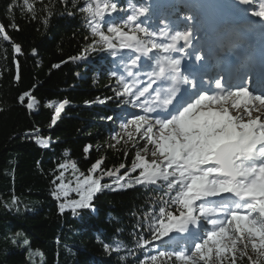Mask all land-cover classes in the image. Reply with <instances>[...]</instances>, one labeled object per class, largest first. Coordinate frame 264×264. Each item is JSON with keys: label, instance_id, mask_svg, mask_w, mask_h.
I'll list each match as a JSON object with an SVG mask.
<instances>
[{"label": "snow or ice", "instance_id": "1", "mask_svg": "<svg viewBox=\"0 0 264 264\" xmlns=\"http://www.w3.org/2000/svg\"><path fill=\"white\" fill-rule=\"evenodd\" d=\"M80 3L73 0V7ZM236 3L252 6L256 0ZM24 7L35 19V3L24 0ZM153 8L140 0H126L123 5L120 0H83L79 10L92 39L84 52L70 59H87L90 51L119 55L126 76L111 72L119 85L113 89L114 96L144 114L132 113L130 119H122V132L113 137L117 144L121 140L131 142L136 149L131 168L123 176L118 173L124 164L104 171L103 161L97 160L87 175L75 176V187H71L72 181L64 182L61 171L56 177L60 183L52 194L58 200L64 198L59 205L61 213L69 209L76 214L91 208L94 197L111 187L101 183L104 176L114 177L117 188L135 184L159 191L162 194L143 214L150 238L141 236L136 245L143 249L159 241L156 247L164 250L150 255L143 264H237L244 257L250 264H258L264 261V92L250 90L247 73L239 77L243 81L239 84L233 85L231 78L226 80L221 74L210 81L214 90L202 87L199 73L203 65L195 62H201L204 56L192 45L196 15L181 18L183 30L173 28L177 22L167 19L153 28ZM251 15L258 22H249V27L258 29L264 38V0L252 8ZM10 26L19 30L14 23ZM0 35L10 40L3 24ZM14 48L16 53L21 52L19 45ZM185 58L194 59L187 69L182 66ZM146 62H150L149 70L143 71ZM141 74L147 76L146 85L140 80ZM26 97V106L32 110L37 102L31 92H24L18 99L23 103ZM67 103L63 100L54 106L52 125ZM152 113L155 115H149ZM140 141L144 143L138 147ZM36 142L42 147L49 144L39 137ZM58 167L78 171L75 162ZM137 170L138 175L132 176ZM70 191L79 198L69 199ZM28 243L25 239L24 244ZM120 247L119 243L111 249L105 245L106 251H119ZM249 247L257 259L249 254Z\"/></svg>", "mask_w": 264, "mask_h": 264}, {"label": "trees", "instance_id": "2", "mask_svg": "<svg viewBox=\"0 0 264 264\" xmlns=\"http://www.w3.org/2000/svg\"><path fill=\"white\" fill-rule=\"evenodd\" d=\"M30 2L35 3V19L24 0H0V24L10 37L5 41L0 35V264H143L164 250L157 242L143 249L136 245L141 236L150 238L143 214L161 192L135 184L117 188L114 177L104 176L101 183L111 187L94 197L91 208L76 214L69 209L61 213L64 198L52 194L61 171L64 182L72 181L75 187V176L87 175L97 160L103 161L104 171L124 164L121 176L131 168L136 149L131 142L117 144L113 139L122 132L120 123L132 106L121 103L113 92L119 85L111 72L121 75L120 57L90 51L87 59H70L84 52L92 39L79 10L83 0L76 7L73 0ZM172 10L190 15L181 5ZM158 18L153 12L150 21ZM13 23L19 30L10 26ZM26 91L37 102L32 110L26 106L27 97L23 103L18 99ZM107 97L113 99L98 102ZM63 100L68 103L52 125L54 106ZM37 137L48 140V147L39 145ZM72 162L76 173L71 167H58ZM68 198L79 197L70 191ZM117 243L119 251H106L105 245L111 249ZM237 263L249 264L247 257Z\"/></svg>", "mask_w": 264, "mask_h": 264}, {"label": "rangeland", "instance_id": "3", "mask_svg": "<svg viewBox=\"0 0 264 264\" xmlns=\"http://www.w3.org/2000/svg\"><path fill=\"white\" fill-rule=\"evenodd\" d=\"M146 1L150 2V4L153 5L154 7L156 6V4H155L156 0H145V2H146ZM157 1H159V2H158V3H159L158 5H159V7H160L159 10H162V7H165L166 5H168V4H166V2L169 1V0H157ZM173 1L178 2L179 0H173ZM178 3H179V2H178ZM163 10L165 11V12H163V15H166V14H167L166 9L164 8ZM170 22H171V21H170ZM177 24H178V23H177ZM160 26H162V25H160V22H158V23L154 24L152 27H153V28H157V27H160ZM198 37H199V36H196L195 39H198ZM132 113L143 115L138 107H137V108H136V107H131V108H129L128 111H127L126 119H130V118H131V115H130V114H132ZM138 139H139V138H138ZM141 143H142V141H140V144H141ZM148 158L151 159V156L149 155ZM249 254L252 255V257H253L254 260L257 259L256 254H254V253L251 252V248H250V247H249ZM247 259H248V258H247ZM248 262H249V264H250V261H249V260H248ZM237 264H238V263H237Z\"/></svg>", "mask_w": 264, "mask_h": 264}, {"label": "bare ground", "instance_id": "4", "mask_svg": "<svg viewBox=\"0 0 264 264\" xmlns=\"http://www.w3.org/2000/svg\"><path fill=\"white\" fill-rule=\"evenodd\" d=\"M255 7H257V5H256ZM255 7H254V8H255ZM215 44H217V41H216ZM211 47L213 48V49H212V52H213V60H215L216 57L219 56V54H220V49H221V48H218L217 45H215V46H214V45H211ZM210 62L213 63L214 61L211 60ZM235 84H237V83H235ZM235 84H234V85H235ZM253 92H254V93H259L258 90H256V88H255V90H254Z\"/></svg>", "mask_w": 264, "mask_h": 264}]
</instances>
